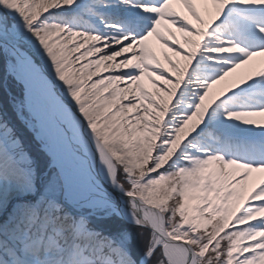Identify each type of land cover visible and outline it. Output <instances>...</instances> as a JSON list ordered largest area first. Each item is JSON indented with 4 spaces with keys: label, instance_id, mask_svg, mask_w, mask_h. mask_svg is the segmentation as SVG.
Here are the masks:
<instances>
[{
    "label": "snow or ice",
    "instance_id": "obj_1",
    "mask_svg": "<svg viewBox=\"0 0 264 264\" xmlns=\"http://www.w3.org/2000/svg\"><path fill=\"white\" fill-rule=\"evenodd\" d=\"M256 55L264 0H0V264H264Z\"/></svg>",
    "mask_w": 264,
    "mask_h": 264
},
{
    "label": "bare ground",
    "instance_id": "obj_2",
    "mask_svg": "<svg viewBox=\"0 0 264 264\" xmlns=\"http://www.w3.org/2000/svg\"><path fill=\"white\" fill-rule=\"evenodd\" d=\"M173 6L177 9V11H181L183 14L187 15L186 10L183 8L182 5L174 3ZM198 7H200L203 11L204 5L198 4ZM189 18L191 19V17ZM176 35L177 38L181 39V42H183L180 33L177 32ZM148 43L166 69L170 68V66L167 60L165 59L164 52H168V55L172 56L173 59H180L181 61H183L182 57H177L172 52L168 51V49L164 48L161 43L156 40L155 37H150ZM261 69H264V55L253 56L251 60H249L246 64L240 65L238 68L234 69L231 73H229V75L226 77V87L225 84H222L221 82L213 85L210 90V97L218 95L222 90L226 89L227 87H230L233 83H239L240 80L247 79L249 75H252L256 71H259ZM140 83L143 85L144 88L150 91L155 88V85L153 84L152 80H150L147 75L141 78ZM259 118H262V116L255 117V119L257 120H259ZM262 180H264V172L254 171L248 180V190L250 191L257 183L261 182Z\"/></svg>",
    "mask_w": 264,
    "mask_h": 264
},
{
    "label": "trees",
    "instance_id": "obj_3",
    "mask_svg": "<svg viewBox=\"0 0 264 264\" xmlns=\"http://www.w3.org/2000/svg\"><path fill=\"white\" fill-rule=\"evenodd\" d=\"M11 91L14 94V89L13 90L11 89ZM6 96H7V93L5 92V90L2 87H0V101H3L6 98ZM9 115L13 119L14 123H16L18 127L23 129V125L18 120H16L15 115L11 112L10 108H9ZM24 131H25V133L27 135H31V133H28L26 129H24ZM33 147L35 148V147H38V146L37 145H33Z\"/></svg>",
    "mask_w": 264,
    "mask_h": 264
},
{
    "label": "rangeland",
    "instance_id": "obj_4",
    "mask_svg": "<svg viewBox=\"0 0 264 264\" xmlns=\"http://www.w3.org/2000/svg\"><path fill=\"white\" fill-rule=\"evenodd\" d=\"M164 54H165V52H164ZM226 81H227V78L225 77V79L223 80V81H220L222 84H225V87L227 86V84H226ZM156 87V86H155ZM13 90V89H12ZM155 90V88L152 90V91H154ZM16 91H17V89H14V94L16 93ZM262 119V120H261ZM258 122H264V116H262V118H259V120H257Z\"/></svg>",
    "mask_w": 264,
    "mask_h": 264
}]
</instances>
